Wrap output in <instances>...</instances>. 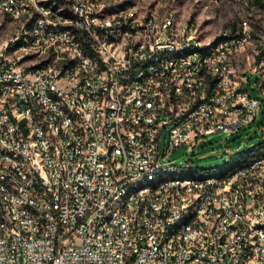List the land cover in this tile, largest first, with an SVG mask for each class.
<instances>
[{
	"label": "built area",
	"instance_id": "obj_1",
	"mask_svg": "<svg viewBox=\"0 0 264 264\" xmlns=\"http://www.w3.org/2000/svg\"><path fill=\"white\" fill-rule=\"evenodd\" d=\"M85 2L94 0L63 1V8L71 10L72 20L41 9L35 34L26 43L32 44L31 55L11 58V52L0 48V92L6 94V102H0V114L3 122L11 123L13 133V140L6 142L25 151L32 168V177H25L18 169L17 158L0 156V214L10 218V225H0V264H220V258H227L228 264H264V239L255 231V222L264 219V200L260 209H246L251 193H264L260 175L264 159L251 160L235 171L247 177V186L235 184L239 185V194H230L232 185L226 179L196 183V191H183V180L179 184L181 193L189 195V203L201 200L199 210H205V217L196 214L186 234L172 230L174 241H166L164 250H155L161 236L155 220L163 219V227H169L181 210L176 208V193H169V201H159L161 187L144 189L123 202L112 220H104L106 205L125 182L154 168L182 165L168 160L179 145L188 142L194 146L201 136L216 130L236 133L255 120L260 108L264 113V70L259 69L258 57L245 62L256 74L255 95L244 86L249 81L245 71L241 72L237 96H230L225 70L219 72H224L223 91H228V98H220V91L208 87V83L191 85L190 75H196L200 61L220 58L224 46L209 56L196 54L169 63V58L159 56L160 48L207 42L197 37L193 22L176 20V28H167L168 17H173L169 15L164 18L166 37L152 44L150 54L144 56H157V65L143 68L144 57H137V50L144 42L127 45L126 52H118L119 61L105 59L110 70L107 83L94 84L96 72L87 63L89 80L68 83L60 79V72L46 75V68H52L54 62L69 64V73L76 71L78 62H86L77 48L67 54V60H60V54L58 59L34 57V50L50 49L49 41L72 44L63 35V25L79 33L80 28H87L116 39L128 27L150 25L149 12H140V19H133L128 11L127 19L107 22V17L98 18L101 5L87 10ZM0 4L15 10L25 6V0ZM235 34L236 42L246 38L247 28L242 22ZM170 36H177L178 44H171ZM119 75H127V83L122 103H115ZM8 77H17V84H8ZM128 84H137V91H128ZM194 91H206V98H194ZM48 93H58L68 101V108L78 110L86 120V136H79L66 120V113H59L55 102L48 100ZM7 95L18 97V105L31 119L38 139L40 122L51 126L54 141V123L62 121L67 148L57 147V153H50L42 141V152L49 153V161L33 160L30 148L21 140L19 126L8 114ZM153 109H160L159 118H151ZM207 110L223 114V121L207 124ZM96 113H103V120H96ZM233 113H242V120L231 122ZM172 118H179V125H172ZM116 126L132 129V137L118 136ZM154 133H164L163 151L161 142H154ZM255 148H264V141ZM252 167H259V176H252ZM165 183L174 181L163 182L162 186ZM251 183H258V191H250ZM6 205H14L19 218L6 214ZM125 209L134 210L136 222H129ZM116 217H123V224H116ZM131 223H138V231H131ZM141 230H150L151 238H141ZM131 232H138V239H131ZM215 238L224 239V249H215ZM250 255H257V263H250Z\"/></svg>",
	"mask_w": 264,
	"mask_h": 264
},
{
	"label": "bare ground",
	"instance_id": "obj_2",
	"mask_svg": "<svg viewBox=\"0 0 264 264\" xmlns=\"http://www.w3.org/2000/svg\"><path fill=\"white\" fill-rule=\"evenodd\" d=\"M8 1V0H0ZM64 4H71V0H25V6L21 8L4 9L0 4V14H3L19 23L21 30L9 40L0 43V48L4 52H11V58H23L31 55L32 44H26L27 40L32 39L35 34L38 18L41 9L56 12V16L64 20H72L70 9L63 8ZM94 0V2H85V9L95 10V5H101L98 9V18L107 17V22H117V19H127V12L133 19H140V12L135 9H127L120 12L107 13L104 11L105 1ZM107 1V0H106ZM30 10V15H29ZM166 17V16H165ZM150 13L149 27H128L126 33H120L118 39L112 35H102L101 32H94L92 29L80 28V33L71 28L70 25H63V35L68 37L72 44L61 45L60 41H49L50 49L34 50L35 58L50 57V59L67 60V54L75 53L76 48L81 54H84L86 62H78L76 71L69 73V64L64 62H54L52 68H46V75H55L60 72V79H67L68 83H77L80 80L90 79V70L86 63L91 65L96 72L94 75V84H103L109 82L110 70L105 61H119L118 52H126L127 45L144 44L138 46L137 57H144L150 54L152 44H157L166 37V27H164V18ZM22 23V24H21ZM247 28L246 38L243 41L236 42V34L223 36L214 43L187 44L179 47H164L159 49V56L169 58V63H177L178 60L192 57L196 54L209 56L215 54L220 47V58H211L210 60H201L196 68V75H190L191 85H200L214 87L215 91H220V98H228V91H223L224 72L226 75V87H229L230 96H237L240 91L241 76H239L230 65V55L246 48L253 41V31L246 21H242ZM167 28H176V22L173 17H168ZM197 37L201 39L197 33ZM93 43V47L90 43ZM235 42V43H234ZM171 44H178L177 36H170ZM104 56V59L103 57ZM151 65H157V56L144 57L143 68H150ZM258 66L264 70V48L258 55ZM69 73V74H68ZM127 83V75H119V83H116L114 91L115 103H122L124 96V84ZM8 84H17V77H8ZM128 91H137V84H128ZM194 98H206V91H194ZM48 100L55 102L59 113H66V120L70 121L73 128L77 130L79 136H86V120L77 109L68 108V101H64L58 93H48ZM0 102H6V94L0 92ZM8 114L19 126L21 140L25 146L30 148L31 158L39 162H48L49 153L42 152V141L47 145L50 153H57L58 148H67L64 123L55 121L54 123V141L51 132V126L47 122H40L41 139L36 138V128L31 125V119L28 114H23L21 106L18 105V97L7 95ZM160 109L151 110V118H159ZM96 120H103V113H96ZM242 120V113H233L231 122ZM223 121V114L214 115V110H207L206 123L218 124ZM24 122L26 131L22 130L21 123ZM172 125H179V118H172ZM118 136L132 137V129L125 126H116ZM0 156L9 160L18 161V169L24 172L25 177H32V168L30 167V158L25 151H18L17 148L9 147L6 141L13 140L11 123L3 122V116L0 114ZM161 133H154V142H160ZM241 153V152H240ZM231 156L229 161L213 168H194L191 165H175L168 167L154 168L149 174L136 176L133 181H127L124 187H118L116 193L110 198V202L104 209V220H112V217L118 213L122 203L131 200L132 194H138L144 189H153L161 187L158 192L159 201H169V193H176V208L181 209L169 223V227H163V219L155 220V228H161V236L155 242V250H164L166 241H174L173 231H179V234H186V229L193 227V219L196 214L198 217H205V210L201 209V200H193L189 203V195L181 193V184L183 180V191H196V183L207 181L225 180L230 187V194H239V185L247 186V177L243 172H235L243 169L254 159H264V148H254L249 152ZM260 175L264 180V168H260ZM252 176H259V167H252ZM174 181V183L163 182ZM250 191H258V183L250 184ZM264 200V193H251L250 201L246 202V209H260ZM189 205L187 206V204ZM6 214L12 218H19V211L14 205H6ZM125 217L129 222H136V214L132 209H125ZM116 224H123V217H116ZM0 225H10V218L0 214ZM131 231H138V223H131ZM255 231L264 239V219L255 222ZM141 238H151L150 230H141ZM131 239H138V232H131ZM215 249H224V239L215 238ZM250 263H257V255H250ZM220 264H228L227 258H220Z\"/></svg>",
	"mask_w": 264,
	"mask_h": 264
},
{
	"label": "rangeland",
	"instance_id": "obj_3",
	"mask_svg": "<svg viewBox=\"0 0 264 264\" xmlns=\"http://www.w3.org/2000/svg\"><path fill=\"white\" fill-rule=\"evenodd\" d=\"M107 13L135 9L138 12L153 13L158 17L173 16L175 22H193L197 33L205 41H214L232 34L242 21L253 31V41L264 44V0H104ZM98 2H101L99 0ZM19 23L7 16H0V43L18 33ZM261 47V46H260ZM249 81L244 86L252 95L256 86V74L246 72ZM26 131L24 122L21 123ZM164 133L160 136L161 151L164 149ZM264 141V113L261 108L255 120L233 134L216 130L197 139L194 146L184 142L178 146L168 160L176 164L190 163L194 168L218 167L230 160V156L250 149ZM189 165V164H187Z\"/></svg>",
	"mask_w": 264,
	"mask_h": 264
},
{
	"label": "crops",
	"instance_id": "obj_4",
	"mask_svg": "<svg viewBox=\"0 0 264 264\" xmlns=\"http://www.w3.org/2000/svg\"><path fill=\"white\" fill-rule=\"evenodd\" d=\"M0 16H5V15L0 14ZM234 33L235 31L232 34ZM232 34H229V35H232ZM215 41L216 40L214 41L210 40V41H207L206 43H214ZM258 41H259L258 39L256 41L254 40L250 44H248L246 48L239 50L233 53L232 55H230L229 60H230L231 68L239 76H241V72H244V71L247 72L249 70L248 65L245 62H252V59H256L259 53L261 52V50L263 49V47H260L261 42H259L260 44H258Z\"/></svg>",
	"mask_w": 264,
	"mask_h": 264
},
{
	"label": "trees",
	"instance_id": "obj_5",
	"mask_svg": "<svg viewBox=\"0 0 264 264\" xmlns=\"http://www.w3.org/2000/svg\"><path fill=\"white\" fill-rule=\"evenodd\" d=\"M264 48V47H263ZM260 144H258V145H254L253 147H251L250 149H248V150H245V151H243V152H241V153H245V152H249L250 150H252V149H254L255 147H257V146H259ZM240 153V154H241ZM239 154V153H238Z\"/></svg>",
	"mask_w": 264,
	"mask_h": 264
}]
</instances>
